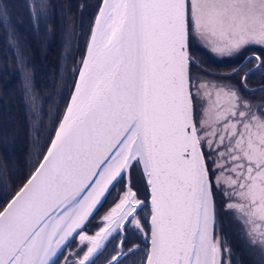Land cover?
<instances>
[{"label": "snow or ice", "instance_id": "1", "mask_svg": "<svg viewBox=\"0 0 264 264\" xmlns=\"http://www.w3.org/2000/svg\"><path fill=\"white\" fill-rule=\"evenodd\" d=\"M52 7L28 0L34 30ZM194 41L239 58L231 74ZM77 53L49 146L0 208V264H239L218 209L264 264V0H99Z\"/></svg>", "mask_w": 264, "mask_h": 264}, {"label": "rangeland", "instance_id": "2", "mask_svg": "<svg viewBox=\"0 0 264 264\" xmlns=\"http://www.w3.org/2000/svg\"><path fill=\"white\" fill-rule=\"evenodd\" d=\"M0 2L4 3L7 5V10L9 13V18L11 21L10 28L8 27L5 29L4 27L0 26V32L4 33L6 32L7 35L9 36V33H15L14 37L12 39H7L5 36H2V40H0V45L4 46V48H7L8 54L11 52H15L14 55L12 56L13 58L11 59L9 56L10 55H2L0 54V67L3 65V67L6 69H9L8 71H15L18 72L19 74V82L20 85H22V81L24 79V75L27 74L32 78L31 81V86L35 91V95H37L38 92V87L39 86H46L47 83V89L48 92L50 93V98H55L57 95V92L59 90L58 86L57 89L52 87V82L53 83H59L63 90L60 92L59 97H58V104L56 108V112L54 114H50L44 117V122H43V130H45L46 134L45 136L47 137L46 143L48 144V141L52 135V129L55 125V122L59 116L60 110H59V105L60 103L64 100L65 102L67 101V93L68 89L71 91L72 87V77L68 71V69L72 68L73 61L72 59H68L66 56H70V50L68 49L69 47L66 48L65 46V40L68 39V31L66 30L67 33L65 32V21L67 17L63 18L62 15V10L64 7H55L53 5L52 8L48 10V17L49 19H46L45 21H42L40 24L39 32L34 30L33 25L29 19V14H28V0H0ZM99 0H85L83 5L88 8V15H86V19H88V23L84 27V30L86 33L79 39L78 46L80 49V52H83V47L84 43L87 40L88 36V29L91 24V19L93 15L96 12V5L98 4ZM55 12L56 17H54V14L51 13ZM66 23H69L70 25V31L72 33L73 29L71 26H75L76 29V23L73 21H67ZM12 27V28H11ZM54 30L58 31V34L54 35L53 37V32ZM61 35H60V34ZM7 39V40H6ZM51 39L56 40L58 43L55 47H53L52 44H50ZM4 40V41H3ZM17 41L19 42L17 44ZM198 44L202 49L199 48ZM55 49V51H54ZM191 50L194 53H201V52H206L210 54L211 56L202 59L205 65L207 66L208 70H215L218 74V72L221 73H226L227 70L224 69L225 72L221 69L227 64L226 59L221 58L216 56L215 54L211 53L209 50H207L200 42L194 41L191 45ZM54 51V53H52ZM18 53L17 57H20L24 63L28 65L26 69H22L18 71V68L20 65L17 64V61L15 59L16 54ZM214 57V58H213ZM79 58V57H78ZM52 60L51 66L47 65V62L49 60ZM78 60V59H77ZM33 61H35L38 64H41L42 66L38 67L33 64ZM6 64V65H5ZM32 68V71L30 69ZM42 68V69H41ZM40 70V72L38 71ZM54 75L56 77H54ZM11 80V79H10ZM235 82V81H234ZM2 83V82H1ZM15 87V85H14ZM37 97V96H36ZM24 100L28 102V111L32 112L31 108V97L26 96ZM38 101V100H37ZM4 110L6 108L4 107ZM43 110L45 113L49 114L50 110L48 107H43ZM10 116L15 119L14 114L10 113ZM49 144L47 145V147ZM46 150H44L43 153H45ZM42 153V154H43ZM42 154L38 155L36 152L34 153V157H37L38 161L42 160ZM36 168V167H35ZM34 168V170H35ZM34 170L28 174V178L30 175L34 172ZM22 179L25 177L22 175ZM21 180L14 181L10 187L7 188V192L10 193L9 197L7 198V201L1 202L0 206H4L6 202L10 200L17 192L18 190L22 187V185L25 183L20 182ZM16 187V188H14ZM116 191H119V188H117ZM143 191V190H142ZM146 195V193H144ZM220 212V216L222 217V221L225 225L224 231L227 235V238L229 239L230 243L233 245L234 248H238L239 251H237L236 255L239 260L244 262L245 264H261V257L258 252L251 251L245 247L243 244L240 236H239V230L238 226L231 220L230 217L225 216L223 214V209H218Z\"/></svg>", "mask_w": 264, "mask_h": 264}, {"label": "trees", "instance_id": "3", "mask_svg": "<svg viewBox=\"0 0 264 264\" xmlns=\"http://www.w3.org/2000/svg\"><path fill=\"white\" fill-rule=\"evenodd\" d=\"M85 0H51L52 5L57 7H64L61 11L63 18H66L65 23V32L70 31L69 23L67 21H73L76 23V29L74 31V36L72 39L71 47L65 44L66 48L70 50V56H66L68 59H78L77 46L79 45V39L83 37L86 33L83 26H86L88 23V19H86V15H88V8L83 5ZM88 11V12H87ZM54 14L56 17L55 12ZM10 28V27H9ZM12 28V27H11ZM58 34V31L54 30V35ZM60 34V33H59ZM68 34V35H69ZM83 34V35H81ZM61 35V34H60ZM87 35V34H86ZM2 36H5L9 39V36L6 32H0V40H2ZM6 39V40H7ZM4 41V40H3ZM58 42L56 40L51 39L50 44L53 45L56 49V45ZM54 49V51H55ZM54 51L52 53H54ZM193 50H191L192 52ZM56 52V51H55ZM10 55L9 57L12 59L14 55V51L8 54L7 48L0 45V54L2 55ZM18 53L16 54V57ZM52 60L50 59L47 62V65L51 66ZM33 64L35 66H42L38 64L36 61ZM6 65V64H5ZM42 69V68H41ZM40 69V70H41ZM9 69L6 66V69L1 65L0 67V203L7 201L9 194L7 192V188L12 185L14 181L21 180L20 182H26L28 179V174H30L35 167L38 166L37 157H34V153L36 152L38 155H41L44 150L47 148L45 136L46 132L43 130V127H40L39 122L33 121L31 119L32 112L28 111V102L24 100L25 93L23 91L22 85L19 82V74L18 72ZM38 69V71L40 72ZM32 71V68L30 69ZM54 77H56L54 75ZM11 79V80H10ZM2 82V83H1ZM39 86L37 97L39 98L37 103L42 104V107H48L50 110V114H54L56 112L58 97L60 92H62L63 88L59 83H53L52 87L57 89L59 88L57 95L55 98H50V93L48 92L47 86ZM15 85V87H14ZM70 89H68V92ZM67 99V97H66ZM67 102V101H66ZM64 100L59 105V110L61 115L64 111V105L66 103ZM4 107L6 110H4ZM11 114H16L18 117L12 118ZM44 122V117H42ZM50 139V138H48ZM7 143H4V141ZM22 175L25 177L22 179ZM16 188V187H14ZM2 208V206H0Z\"/></svg>", "mask_w": 264, "mask_h": 264}, {"label": "flooded vegetation", "instance_id": "4", "mask_svg": "<svg viewBox=\"0 0 264 264\" xmlns=\"http://www.w3.org/2000/svg\"><path fill=\"white\" fill-rule=\"evenodd\" d=\"M198 46H199V48L200 49H202V47H200V45L198 44ZM259 51H260V49H259V46H256V52H255V54H259ZM205 52H206V50H205ZM205 52H201V53H195L198 57H200V59H205V58H207V57H209V56H211L210 54H208V53H205ZM194 53V52H193ZM252 55H254V53L252 52V51H249V52H247L246 53V56H252ZM212 57V56H211ZM214 58V57H213ZM224 59H226V61H227V64L224 66V67H222L221 69L223 70V72H225L224 71V69L225 70H227V72H226V74L228 75H230L231 74V72H232V70H233V68H234V66H236L237 65V62H238V59L239 58H224ZM206 64V63H205ZM207 65V64H206ZM208 69V68H207ZM246 70V69H245ZM209 71H212V72H214L215 74H217V72L215 71V70H211V69H209ZM218 73H221V72H218ZM238 79V78H237ZM260 79V77L259 76H256V77H253L252 78V82H251V86H255V85H257V81ZM233 83H235L234 81H233ZM254 102H256V101H254ZM117 188H119V186L117 187ZM117 190V189H116ZM113 191V193H112V196L111 197H109L108 198V203H106V204H104V206L102 207V208H100V210H99V212H98V214H97V217H96V220H94V221H92V225L90 226V231H94L95 230V225H96V223L99 221V219L107 212V210L109 209V207L111 206V202H112V200L113 199H115V197H116V195H117V193H118V191ZM219 212V211H218ZM220 213V212H219ZM236 260L237 261H239V264H245L244 262H242L241 260H239L238 258H237V255H236Z\"/></svg>", "mask_w": 264, "mask_h": 264}, {"label": "water", "instance_id": "5", "mask_svg": "<svg viewBox=\"0 0 264 264\" xmlns=\"http://www.w3.org/2000/svg\"><path fill=\"white\" fill-rule=\"evenodd\" d=\"M216 75H222V76H228L227 74H225V73H218V74H216ZM19 191V190H18Z\"/></svg>", "mask_w": 264, "mask_h": 264}]
</instances>
